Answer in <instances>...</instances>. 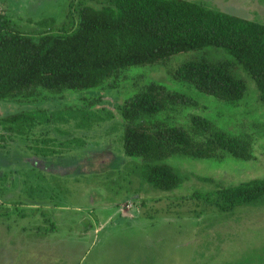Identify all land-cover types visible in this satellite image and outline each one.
<instances>
[{"label":"rangeland","instance_id":"1","mask_svg":"<svg viewBox=\"0 0 264 264\" xmlns=\"http://www.w3.org/2000/svg\"><path fill=\"white\" fill-rule=\"evenodd\" d=\"M70 1L0 0V13L30 32L41 19L61 25ZM187 1L264 25V0ZM84 2L100 7L104 0ZM225 59L221 50L184 53L162 65L119 73L100 89L46 95L45 102L37 103L57 122L0 144V264H234L260 250L264 204L221 212L212 196L221 187L264 179V104L247 74L239 71L248 92L237 107L194 93V108L153 121L190 130L189 115L206 118L247 140L249 160L171 158L167 162L183 183L164 193L138 177L141 160L122 152L118 108L137 85L154 82L181 90L171 75L179 65ZM18 107L0 104V117L17 113ZM81 115L94 119L81 127ZM41 139L54 154L43 157L36 151L45 146Z\"/></svg>","mask_w":264,"mask_h":264},{"label":"trees","instance_id":"2","mask_svg":"<svg viewBox=\"0 0 264 264\" xmlns=\"http://www.w3.org/2000/svg\"><path fill=\"white\" fill-rule=\"evenodd\" d=\"M104 2L91 7L84 0L77 4L71 0L61 25L52 18L41 19L35 23L37 30L30 32L19 30L8 15L0 13V104L19 106L17 113L0 117V144L10 136L28 138L36 129L57 122L53 113L38 108L46 95L90 92L119 73L214 49L227 59L186 62L171 74L183 89L169 90L149 82L137 85L136 92L124 99L118 108L122 152L127 159L141 160L138 177L164 193L183 183L167 162L171 158L249 160L247 140L206 118L189 115L190 130L153 119L194 108V93L237 107L248 92L239 71L251 78L257 98L264 104V25L187 0ZM31 106L34 108L23 109ZM79 119L83 127L94 118L81 115ZM200 136L207 140L197 141ZM40 142L45 145L36 149L41 156L54 154L46 139ZM212 196L214 207L221 212L263 205L264 179L221 187ZM3 213L0 210V216ZM261 248L234 264H264Z\"/></svg>","mask_w":264,"mask_h":264}]
</instances>
